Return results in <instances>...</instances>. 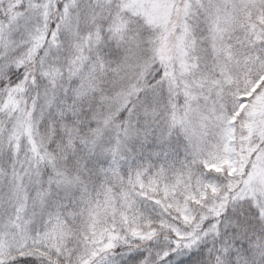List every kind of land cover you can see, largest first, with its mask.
I'll return each instance as SVG.
<instances>
[{
  "label": "snow or ice",
  "instance_id": "1",
  "mask_svg": "<svg viewBox=\"0 0 264 264\" xmlns=\"http://www.w3.org/2000/svg\"><path fill=\"white\" fill-rule=\"evenodd\" d=\"M0 264H264V0H0Z\"/></svg>",
  "mask_w": 264,
  "mask_h": 264
}]
</instances>
